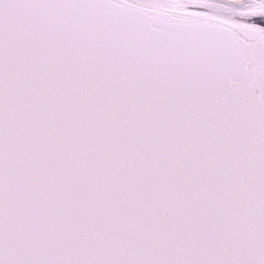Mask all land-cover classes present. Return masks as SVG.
Returning <instances> with one entry per match:
<instances>
[{
    "label": "snow or ice",
    "instance_id": "snow-or-ice-1",
    "mask_svg": "<svg viewBox=\"0 0 264 264\" xmlns=\"http://www.w3.org/2000/svg\"><path fill=\"white\" fill-rule=\"evenodd\" d=\"M0 264H264V0H0Z\"/></svg>",
    "mask_w": 264,
    "mask_h": 264
}]
</instances>
